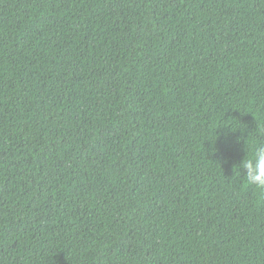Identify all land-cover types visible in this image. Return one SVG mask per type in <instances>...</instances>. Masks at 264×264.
<instances>
[{
    "label": "trees",
    "instance_id": "16d2710c",
    "mask_svg": "<svg viewBox=\"0 0 264 264\" xmlns=\"http://www.w3.org/2000/svg\"><path fill=\"white\" fill-rule=\"evenodd\" d=\"M261 145L264 0H0V264H264Z\"/></svg>",
    "mask_w": 264,
    "mask_h": 264
},
{
    "label": "clouds",
    "instance_id": "9594fccd",
    "mask_svg": "<svg viewBox=\"0 0 264 264\" xmlns=\"http://www.w3.org/2000/svg\"><path fill=\"white\" fill-rule=\"evenodd\" d=\"M223 138L224 142L227 143L230 134L225 132ZM246 157L247 154L235 167L238 171L241 167L245 170L244 178L249 185H254L259 190L264 191V145L256 147L250 158Z\"/></svg>",
    "mask_w": 264,
    "mask_h": 264
}]
</instances>
